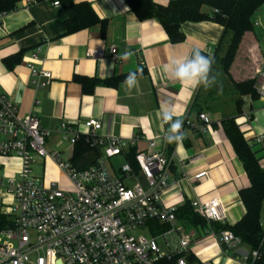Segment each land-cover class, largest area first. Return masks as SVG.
<instances>
[{
    "label": "crops",
    "instance_id": "1",
    "mask_svg": "<svg viewBox=\"0 0 264 264\" xmlns=\"http://www.w3.org/2000/svg\"><path fill=\"white\" fill-rule=\"evenodd\" d=\"M82 1L90 2L96 14L107 20L104 36L98 25L65 34L66 11L50 0H20L14 11L0 15V94L8 95L22 115H37L41 126L50 131L48 150L61 151L63 156L70 150L67 159H71L75 147L64 141L57 131L61 122L72 123L84 131L87 119H99L103 124L100 135L125 139L141 135L133 147L143 150L149 138L167 136L170 124L162 118L161 112L170 110L173 120L183 122V139L167 141L168 155L173 156L174 162L171 184L162 195L163 202L181 206L186 201L219 198L225 210V221L217 226L235 225L246 213L240 191L250 186V180L223 130L221 113L209 109L201 111L207 113L212 122L208 129H200L199 112L193 105L200 86L193 89L162 73L166 63L190 56L195 50L212 57L223 36V26L214 21L185 22L181 26L185 41L173 44L157 19L139 20L126 0H75ZM170 1L154 0L163 6ZM262 39L264 26L261 24L254 28V34L246 35V47H252L248 53L250 60L240 59L235 64L232 72L237 81L249 77L250 64L255 68L254 52L260 60L259 66L264 68ZM89 49L104 50L105 56L89 57ZM126 51L132 56L121 59ZM17 56L20 60L15 63ZM31 64L52 73L48 86L37 88L34 85ZM130 72H142L137 75V85L130 90L124 80L117 85L102 83ZM82 79L99 83L84 86ZM86 87L92 90L87 91ZM228 111L235 112V107H228ZM187 121L194 126H186ZM237 123L252 145L260 166L264 167V148L256 141L259 137L264 139V98L245 97L243 114ZM116 158L121 163L116 167L113 159L115 169L126 161L134 163V156L129 152ZM20 164L17 158L0 159V174L14 176ZM39 169L48 178L61 177L51 161L36 168ZM204 171L208 172L207 176L196 180L195 176ZM184 224L191 227L190 232L195 237L190 246L193 260L248 264L251 250L246 244L228 249L213 235L205 233L214 230L210 224L208 227ZM261 224L264 229V201Z\"/></svg>",
    "mask_w": 264,
    "mask_h": 264
},
{
    "label": "built area",
    "instance_id": "2",
    "mask_svg": "<svg viewBox=\"0 0 264 264\" xmlns=\"http://www.w3.org/2000/svg\"><path fill=\"white\" fill-rule=\"evenodd\" d=\"M53 4L61 5L59 0ZM259 25L254 22V28ZM87 55L102 58L105 51L89 49ZM30 70L37 88L51 83L50 71L33 64ZM254 78L255 88L264 98L263 67H258ZM198 119L200 129L210 127L212 120L207 113H199ZM185 125L194 126L190 121ZM83 126L81 131L72 123L61 122L57 129L72 148L84 139L100 151L94 165L79 169L61 151L47 150L50 131L41 126L37 115H22L8 95L0 94V159L17 158L21 162L14 176L0 174L1 212L12 221L11 226L0 230V264H169L171 260V264H215L188 258L194 234L178 220L179 204L162 200L171 184L174 162L168 155L166 135L149 138L147 147L134 154L133 164L126 161L115 169L112 160L127 154L141 135L130 139L104 137L100 135L103 124L96 118L87 119ZM256 141L264 148L263 137ZM47 161L56 166L61 177L35 174L34 170ZM207 174L201 172L195 179ZM191 204L208 222L225 221L219 198L193 200ZM154 220L170 228L153 234ZM205 233L228 249L242 244L229 229ZM159 240L168 250L161 248ZM251 255L258 257V251Z\"/></svg>",
    "mask_w": 264,
    "mask_h": 264
},
{
    "label": "trees",
    "instance_id": "3",
    "mask_svg": "<svg viewBox=\"0 0 264 264\" xmlns=\"http://www.w3.org/2000/svg\"><path fill=\"white\" fill-rule=\"evenodd\" d=\"M19 1L0 0V15L14 11ZM59 2L67 14L64 20L65 34L98 25L101 28V35H105L107 20L101 19L96 14L90 2H75V0H59ZM126 2L139 20L157 19L173 44L185 41V34L181 30V26L185 22L214 21L223 26V36L212 56L214 58L212 74L216 76V83L210 89L200 86L193 105L197 107L199 113L207 109L214 113H221L223 130L237 156L243 162L250 180V186L240 191L246 213L233 226H217L219 222H208L194 211L190 201H186L179 206L176 216L178 220L193 226L208 227L210 224L216 233L221 232L219 230L221 227L231 230L243 244L249 246L251 251L247 262L264 264V241L262 240L264 229L261 224V210L264 201V167L260 166L252 145L246 140L241 125L237 123V119L243 114L245 97L250 96L255 100L260 96L255 88V78L235 81L229 72L241 38L246 31L254 28L253 16L264 4V0H171L166 6L157 4L154 0H126ZM228 36H230L229 43L224 51L225 40ZM20 54L22 51L18 55L20 56ZM19 56L15 58V63L19 62ZM135 73L139 75L142 72ZM128 74L102 81V83L117 85L120 81L125 80ZM82 82L84 86L89 83H92L91 86L99 83L98 81L89 82L88 79H82ZM85 90L91 91L92 87H86ZM231 106L235 107V112L228 111V107ZM137 151V147H132L129 150V155L134 156ZM99 154L100 151L97 148L81 139L76 144L70 161L79 169H85L97 162ZM11 225L12 221L9 216L0 211V230ZM169 228L168 224L155 220L151 222L153 234L164 233ZM255 250L258 251L256 258L251 255ZM188 258L193 259L190 254ZM172 261H169V264Z\"/></svg>",
    "mask_w": 264,
    "mask_h": 264
},
{
    "label": "clouds",
    "instance_id": "4",
    "mask_svg": "<svg viewBox=\"0 0 264 264\" xmlns=\"http://www.w3.org/2000/svg\"><path fill=\"white\" fill-rule=\"evenodd\" d=\"M131 56L132 53L126 51L121 59L127 60ZM213 64V57L203 55L200 50H195L190 56L181 59H173L166 63L162 68V73L164 76L178 80L182 84L190 85L193 89L199 86L210 89L216 83V76L212 74ZM123 83L129 90L134 88L138 83L137 73L130 72ZM161 116L170 124L169 132L166 136L167 141L182 140V120H173L170 110H162Z\"/></svg>",
    "mask_w": 264,
    "mask_h": 264
},
{
    "label": "rangeland",
    "instance_id": "5",
    "mask_svg": "<svg viewBox=\"0 0 264 264\" xmlns=\"http://www.w3.org/2000/svg\"><path fill=\"white\" fill-rule=\"evenodd\" d=\"M253 21L254 22H259L260 24H261V26H264V4L261 6V8L259 9V11L258 12H256L255 13V15L253 16ZM247 34H254V28L253 29H251V30H248V31H246L245 33H244V35H243V37L241 38V41H240V43H239V45H238V47H237V49H236V53H235V56H234V59H233V62L231 63V65H230V70H229V72H230V74H231V76H232V78L235 80V81H237L234 77H233V69L235 68V64L237 63V62H240V59L241 60H243V59H246V60H248L249 59V55H248V53L250 54V52H249V49H252V47H249V49L246 47L247 45H246V41H245V37H246V35ZM229 39H230V36H228L227 38H226V40H225V44H224V51H225V49H226V47H227V45H228V43H229ZM261 44H262V46H263V48H264V39H262L261 41ZM224 51H223V53H224ZM222 53V54H223ZM253 55V61H254V63L257 65H254L255 66V68L250 64L249 66L251 67V69H250V73H249V77H247V78H244L243 80H246V79H254V76H255V72H256V70L258 69V67H259V64H260V60H259V58H258V56L255 54V52H254V54H252ZM244 57V58H242V57ZM250 60V59H249ZM247 64V63H246ZM237 66V65H236ZM253 67V68H252ZM233 71V72H232ZM240 81V80H239ZM248 117L250 118L251 117V114L250 113H248ZM51 141V140H50ZM49 144H48V139L46 140V148H47V150L49 149ZM70 154H71V151L69 150L68 152H66V154L64 155V158L66 159V158H68L69 156H70ZM113 162L115 163V165H116V167H118L119 165H120V163H121V160L120 159H118V158H114V160H113ZM34 172H35V174H38V175H42L43 174V172L39 169V170H34ZM62 183L64 184V185H68V182L66 181V180H63L62 181ZM184 227H185V230L187 231V232H189L190 230H191V227L190 226H188V225H186V224H184ZM142 232L143 233H145V234H147V232L145 231V230H142ZM169 238V237H168ZM159 245L161 246V248H163V249H166V250H168V248H166L165 247V245H164V243H163V240H159Z\"/></svg>",
    "mask_w": 264,
    "mask_h": 264
}]
</instances>
